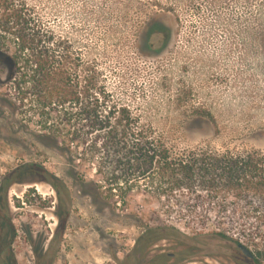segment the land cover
I'll list each match as a JSON object with an SVG mask.
<instances>
[{"label":"rangeland","instance_id":"374dc122","mask_svg":"<svg viewBox=\"0 0 264 264\" xmlns=\"http://www.w3.org/2000/svg\"><path fill=\"white\" fill-rule=\"evenodd\" d=\"M25 1L170 145L264 148V0ZM0 73V264H255L230 240L165 229L144 191L123 203L82 182L93 168L36 140Z\"/></svg>","mask_w":264,"mask_h":264},{"label":"trees","instance_id":"16d2710c","mask_svg":"<svg viewBox=\"0 0 264 264\" xmlns=\"http://www.w3.org/2000/svg\"><path fill=\"white\" fill-rule=\"evenodd\" d=\"M2 70L13 94L2 101L40 126L34 135L45 148L74 169L93 168L82 182L105 184L99 189L123 203L144 191L172 223L165 229L242 243L264 264V148L170 145L25 0H0Z\"/></svg>","mask_w":264,"mask_h":264},{"label":"water","instance_id":"95a60500","mask_svg":"<svg viewBox=\"0 0 264 264\" xmlns=\"http://www.w3.org/2000/svg\"><path fill=\"white\" fill-rule=\"evenodd\" d=\"M238 247H239V248L241 249V251H242L243 253H245L247 256H250V257L253 256L252 251H251L247 246H245L244 244L240 243V244H238Z\"/></svg>","mask_w":264,"mask_h":264},{"label":"flooded vegetation","instance_id":"af4514ba","mask_svg":"<svg viewBox=\"0 0 264 264\" xmlns=\"http://www.w3.org/2000/svg\"><path fill=\"white\" fill-rule=\"evenodd\" d=\"M11 183V180L9 179V177H6L5 178V183L4 182H1L0 184L4 187V185L3 184H10ZM2 186H1V188H2ZM0 208H2V206H0ZM245 254V253H244ZM246 255V254H245ZM247 256V255H246ZM247 257H249V258H252L253 259V256L252 257H250V256H247ZM254 261V260H253Z\"/></svg>","mask_w":264,"mask_h":264}]
</instances>
